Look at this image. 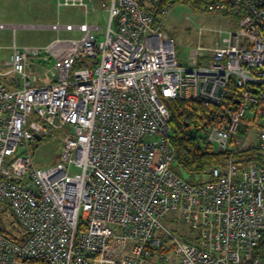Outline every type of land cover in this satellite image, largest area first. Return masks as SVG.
Masks as SVG:
<instances>
[{
	"label": "built area",
	"instance_id": "1",
	"mask_svg": "<svg viewBox=\"0 0 264 264\" xmlns=\"http://www.w3.org/2000/svg\"><path fill=\"white\" fill-rule=\"evenodd\" d=\"M159 1L100 4L109 12L102 41L92 33L100 26L81 25V38L49 48L14 44L2 63L0 264H262L264 164L237 154H264V0L208 3L236 29L194 67L179 64L162 30L169 8L159 21L148 9ZM59 5L89 13L85 0ZM174 99L221 107L207 141L228 159L201 183L172 169ZM65 129L56 162L38 168L31 145ZM169 213L196 238L167 230Z\"/></svg>",
	"mask_w": 264,
	"mask_h": 264
},
{
	"label": "rangeland",
	"instance_id": "2",
	"mask_svg": "<svg viewBox=\"0 0 264 264\" xmlns=\"http://www.w3.org/2000/svg\"><path fill=\"white\" fill-rule=\"evenodd\" d=\"M60 2L63 0H0V25L6 26L5 29H0L1 70H5L2 63L9 60L14 44L20 48H43L41 46L57 39V35L60 39H78L83 36L79 26L86 24L91 27L100 26L101 31L94 30L93 34L100 41L104 39L109 25V12L106 8L110 7L111 0H105L106 8L99 5L98 14L93 11L94 0H85L89 8L88 15H86V9L80 6H60ZM233 17L220 12H198L183 4L174 5L170 7L165 17L162 30L175 41L179 64L194 67L212 52V46L226 36V31L236 29L234 27L236 20ZM53 25H55L54 30L51 29ZM67 25L74 27L73 30L66 31ZM206 27L221 28L225 34L222 35L224 32L221 34L205 32ZM232 93L233 91L230 90L228 96ZM63 133H68V130L55 133L51 138L37 140L31 145L38 168H48L56 162L60 145L59 134ZM217 149L218 147L215 146L214 150ZM23 153L19 151L18 154ZM77 171V169H71V172ZM174 215V213L167 214V217L162 220V225L179 237L196 238L199 231H193L184 223L178 222ZM7 221L15 232L24 233V230L14 222L11 213H8ZM157 235L167 244H171V241L163 237L161 232L158 231Z\"/></svg>",
	"mask_w": 264,
	"mask_h": 264
},
{
	"label": "trees",
	"instance_id": "3",
	"mask_svg": "<svg viewBox=\"0 0 264 264\" xmlns=\"http://www.w3.org/2000/svg\"><path fill=\"white\" fill-rule=\"evenodd\" d=\"M212 1L226 2V0H160L148 9L155 20L159 21V16L165 8L170 10L174 5L183 4L198 12L203 10L206 12L208 3ZM230 90L235 91L236 87L232 86ZM168 107L171 113L170 140L175 148V163L172 169L188 183H201L208 179L212 166L224 165L228 159L227 153H217L214 146L207 141V130L211 125L220 122L221 116H218L217 112L221 111V107L184 99L171 100ZM237 156L246 163L264 164V154L257 148L246 149ZM8 234L14 237L12 233ZM183 239L188 240L184 236ZM17 240L23 241V237ZM256 248L254 256L264 264V237Z\"/></svg>",
	"mask_w": 264,
	"mask_h": 264
},
{
	"label": "crops",
	"instance_id": "4",
	"mask_svg": "<svg viewBox=\"0 0 264 264\" xmlns=\"http://www.w3.org/2000/svg\"><path fill=\"white\" fill-rule=\"evenodd\" d=\"M103 2L106 4L105 0H94V4H95L94 9H95L96 14H98V13L100 12V9H98V7H100L99 5H100V4H103ZM96 7H97V8H96ZM103 10L106 11L105 9H103ZM0 26H4V25H0ZM54 26H55V25L51 26V29H52V30H54V29H53ZM67 26H70V25H67ZM95 27H96V26H95ZM5 28H6V26H4V28H0V29H5ZM66 31H72V30H66ZM93 31H94V30H93ZM96 31H97V30H96ZM92 33H93V32H92ZM57 39H60V38L58 37V35H57ZM57 39H54L53 41H50V42L44 44V45L41 46V47H43V48H49V47H52V45L55 43V41H56ZM61 40H62V39H61Z\"/></svg>",
	"mask_w": 264,
	"mask_h": 264
},
{
	"label": "water",
	"instance_id": "5",
	"mask_svg": "<svg viewBox=\"0 0 264 264\" xmlns=\"http://www.w3.org/2000/svg\"><path fill=\"white\" fill-rule=\"evenodd\" d=\"M37 140H38V141H41V138H40V137H37Z\"/></svg>",
	"mask_w": 264,
	"mask_h": 264
}]
</instances>
